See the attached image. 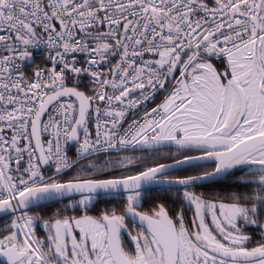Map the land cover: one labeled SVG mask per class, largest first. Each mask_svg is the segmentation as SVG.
Masks as SVG:
<instances>
[{"label":"snow or ice","instance_id":"6c2138e0","mask_svg":"<svg viewBox=\"0 0 264 264\" xmlns=\"http://www.w3.org/2000/svg\"><path fill=\"white\" fill-rule=\"evenodd\" d=\"M0 216V264H264V0H0Z\"/></svg>","mask_w":264,"mask_h":264},{"label":"flooded vegetation","instance_id":"af4514ba","mask_svg":"<svg viewBox=\"0 0 264 264\" xmlns=\"http://www.w3.org/2000/svg\"><path fill=\"white\" fill-rule=\"evenodd\" d=\"M185 174L186 173H184V172L178 173V175H185ZM199 191H203V189H199ZM161 198H162V196H154L153 200H155V201H157L159 203H164L165 206L169 207L170 209L174 207V202H173V200L171 198H169V199H167L165 201L163 199H161ZM106 204H108V203L99 204L96 208L92 209L90 214L96 215V214H98L99 212H101L103 210L112 209V208H117V210H119V207H118L117 203H113L112 206H106ZM151 207H154V204H153L152 201H149V202L144 204L143 210L144 211H149V209ZM37 235L43 237L44 233L41 231V229H37Z\"/></svg>","mask_w":264,"mask_h":264},{"label":"trees","instance_id":"16d2710c","mask_svg":"<svg viewBox=\"0 0 264 264\" xmlns=\"http://www.w3.org/2000/svg\"><path fill=\"white\" fill-rule=\"evenodd\" d=\"M203 191H211V189H208V190L203 189ZM161 199H163V198H161ZM163 200L165 201V199H163ZM113 203H115V202H113ZM113 203H111V204L108 203V204H106V206H112ZM48 211L50 212L51 210L49 209ZM41 214H44V213H41ZM7 220H8L7 217L0 219V225H1V223H3L4 221H7Z\"/></svg>","mask_w":264,"mask_h":264},{"label":"rangeland","instance_id":"374dc122","mask_svg":"<svg viewBox=\"0 0 264 264\" xmlns=\"http://www.w3.org/2000/svg\"><path fill=\"white\" fill-rule=\"evenodd\" d=\"M8 222H9V221L7 220V221H4L3 223H1V225H0V229H3L4 226H5ZM38 229H40V228H38Z\"/></svg>","mask_w":264,"mask_h":264},{"label":"water","instance_id":"95a60500","mask_svg":"<svg viewBox=\"0 0 264 264\" xmlns=\"http://www.w3.org/2000/svg\"><path fill=\"white\" fill-rule=\"evenodd\" d=\"M5 218L4 216H0V219Z\"/></svg>","mask_w":264,"mask_h":264}]
</instances>
